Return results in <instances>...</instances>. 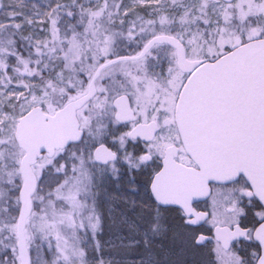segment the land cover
<instances>
[{
  "label": "snow or ice",
  "instance_id": "snow-or-ice-1",
  "mask_svg": "<svg viewBox=\"0 0 264 264\" xmlns=\"http://www.w3.org/2000/svg\"><path fill=\"white\" fill-rule=\"evenodd\" d=\"M0 264H264V0H0Z\"/></svg>",
  "mask_w": 264,
  "mask_h": 264
}]
</instances>
